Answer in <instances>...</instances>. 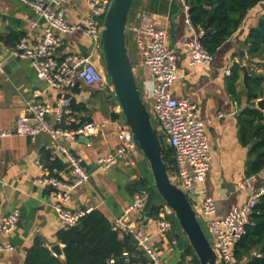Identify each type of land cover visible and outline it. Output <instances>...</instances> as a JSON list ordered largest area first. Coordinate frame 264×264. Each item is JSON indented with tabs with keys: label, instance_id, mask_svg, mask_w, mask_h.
<instances>
[{
	"label": "crops",
	"instance_id": "obj_1",
	"mask_svg": "<svg viewBox=\"0 0 264 264\" xmlns=\"http://www.w3.org/2000/svg\"><path fill=\"white\" fill-rule=\"evenodd\" d=\"M89 1L64 0L61 8L67 22L85 25ZM143 12L150 13L168 31L169 44L178 62L174 96L179 99L190 97L201 108L212 155L206 185L217 203L218 215L222 217L233 208L245 204L258 186L252 184L247 189L239 188V183L249 176L248 170L253 160L251 145L246 144L243 137V114L253 102L256 104V100H251L247 93L244 70L239 72V79L234 80L233 69L236 65H241L242 69L245 65L251 68L249 64L253 61H262L246 60L244 42L250 28L258 24L264 4L250 12L241 30L220 49L213 63L200 69L191 66L190 52L184 46L194 38V31L187 22L188 12L181 1L136 0L129 18L127 43L134 57L137 79L142 81V89L146 90L150 88L146 84L148 71L137 57L134 39V28L139 24ZM31 20H38L39 27L31 30ZM44 26L45 22L20 0H0V59L5 62V72L0 76V131L13 129L27 103L35 96L39 102L53 107L60 96L47 82L37 77L30 61L12 56L23 38L36 40ZM60 36L64 42L61 49L63 54L78 52L91 56L96 65L102 64L99 44L93 38L82 31ZM242 52H245L244 56ZM79 90V93L71 90L70 96L82 104L84 110L74 112L70 122L79 123L81 119L89 117L99 129L89 139L79 137L75 141L59 140L61 145L69 147L84 159L91 173L90 183L72 194L68 208H93L101 211L113 223L133 202L135 195L129 188L130 184L148 177L146 158L137 150L110 171L105 172L98 167L99 152L114 151L118 147V133L124 125V118L116 107L118 99L110 92H100L82 85ZM49 121L53 122V118L50 117ZM52 144L54 140L49 134H41L36 139L20 136L0 139V158L4 162L0 167V227L3 218L10 212H21L16 230L8 235H0V246H14V251H0V264H24L28 250L37 241L50 250L55 245L64 249L59 241V233L65 229L48 198L49 188L35 183L42 171L39 160L42 158L44 161ZM58 158L64 163L65 169H50L51 174L70 181L71 173L65 157ZM147 215V211H136L130 214V220L151 236L152 245L161 253L166 264H179L181 253L176 255L175 240L170 238L175 234L176 227L164 237L156 225L146 221Z\"/></svg>",
	"mask_w": 264,
	"mask_h": 264
},
{
	"label": "built area",
	"instance_id": "obj_2",
	"mask_svg": "<svg viewBox=\"0 0 264 264\" xmlns=\"http://www.w3.org/2000/svg\"><path fill=\"white\" fill-rule=\"evenodd\" d=\"M30 6L39 19L45 22L40 37L36 40L25 37L15 47L12 56L30 61L36 71L37 77L47 82L48 86L59 92L60 96L55 106L39 102L36 96L30 100L26 108L11 130L0 131V139L10 136L29 137L36 139L41 134H49L54 144L49 147L50 160L64 156L71 180L64 181L51 174L50 168L40 158L41 175L35 180L36 184L49 188V200L65 230L76 226L79 221L94 209L74 210L68 208L72 194L88 185L91 173L84 159L76 155L69 147L59 143L60 139L75 141L79 137H92L98 132V125L88 122L77 129H65L62 125L71 119L72 97L71 90L82 85L100 92H110L115 95L104 66L96 65L91 56L78 52L63 54V40L60 34H73L82 31L99 44L103 31V22L111 0H90L89 12L85 25H71L67 22L61 6L64 0H20ZM181 3L189 11L185 0ZM189 26L194 31V38L184 44L190 52V64L196 68H207L213 61L202 43L203 32H198L192 26L189 13ZM31 30L39 27L38 20L29 22ZM135 47L141 65L148 71V89L143 90L145 103L153 104L161 121V129L168 145L175 151L177 170L171 177L174 184L182 189L198 217L204 218L215 239L214 250L218 257V264H246L239 262L235 249L247 234L254 209L264 196V182L256 175L248 176L239 183L240 189H247L252 184L257 188L250 199L243 205L230 210L226 215H218V207L206 185L211 170L212 155L209 139L206 133V122L201 117L200 106L190 97L176 98L173 86L178 80V62L174 49L169 44V34L155 17L148 12L140 16L139 24L134 28ZM5 72V62L0 59V76ZM230 71L227 72L229 74ZM117 98V97H116ZM117 108L122 114V108L117 100ZM53 118V122L49 118ZM68 117V118H67ZM70 123V122H69ZM119 144L114 151H101L97 157L98 167L102 171L112 170L121 160L130 157L137 146L130 129L121 127L118 133ZM4 164L0 158V167ZM2 177L0 175V183ZM149 201V194L145 191L135 194L133 202L125 212L113 222L114 229L120 236L130 235L138 251L144 253L149 261L147 264H166L161 253L152 245L151 236L144 228H137L130 220V214L136 211H145ZM174 212L163 204L158 217L147 215L146 221L156 225L158 232L166 237L174 229L172 217ZM21 212L15 210L2 220L0 235L13 233L20 221ZM0 251H14V246L5 244ZM55 255V254H54ZM56 256V255H55ZM126 262H129V253H125ZM114 261H111L113 263ZM184 264H196L191 257Z\"/></svg>",
	"mask_w": 264,
	"mask_h": 264
},
{
	"label": "trees",
	"instance_id": "obj_3",
	"mask_svg": "<svg viewBox=\"0 0 264 264\" xmlns=\"http://www.w3.org/2000/svg\"><path fill=\"white\" fill-rule=\"evenodd\" d=\"M185 2L189 6L188 13L192 26L196 31L203 32L202 43L214 57L241 30L250 12L264 4V0H185ZM244 49L249 61L264 60V12L258 24L248 31ZM247 68L251 75L249 80L251 89H247V93L254 101L264 97V75L255 72L250 66ZM241 70H243L241 65L234 67V80L239 79ZM79 87L80 85L75 86L72 92L79 93ZM81 105L72 100L71 116L76 111L84 110ZM243 115V137L245 143L251 145L250 154L253 157L248 175H256L264 182V113L253 102ZM68 119L62 125L65 129H77L91 122L89 117L81 119L79 123L70 122ZM161 136L164 138V135ZM163 159L172 177L176 173L177 164L175 151L169 145L164 147ZM44 162L51 170L65 169L60 158L50 160L49 154L44 158ZM129 188L133 195L147 192L149 201L145 211L149 216L158 217L160 208L165 203L150 179L140 178L131 183ZM170 238L174 239V235ZM59 241L64 245V259L55 256L48 247L37 241L28 250L24 264H147L149 261L144 253L137 250L132 237L130 235L121 237L120 232L114 229L113 223L99 210H93L85 215L69 230H61ZM179 249L181 253L179 264H183L188 257L196 264H200L189 241L183 246L180 245ZM125 253L131 255L129 262H126ZM235 254L239 262L264 264V196L255 207L247 234L237 245Z\"/></svg>",
	"mask_w": 264,
	"mask_h": 264
},
{
	"label": "water",
	"instance_id": "obj_4",
	"mask_svg": "<svg viewBox=\"0 0 264 264\" xmlns=\"http://www.w3.org/2000/svg\"><path fill=\"white\" fill-rule=\"evenodd\" d=\"M135 1L111 0L100 38L101 60L121 105L124 124L130 129L137 148L150 163L157 192L178 218L200 264H218L216 251L205 233L197 211L186 193L172 181L163 159L164 147L168 145V141L153 124L143 98V90L138 84L133 55L127 43L129 18ZM244 55L245 52H242V56ZM243 70L245 86L250 90L251 75L246 65ZM256 107L264 113V97L256 100ZM51 250L56 256L65 258L60 245L53 246Z\"/></svg>",
	"mask_w": 264,
	"mask_h": 264
},
{
	"label": "rangeland",
	"instance_id": "obj_5",
	"mask_svg": "<svg viewBox=\"0 0 264 264\" xmlns=\"http://www.w3.org/2000/svg\"><path fill=\"white\" fill-rule=\"evenodd\" d=\"M246 60H249V58L247 57V59ZM258 60V59H257ZM253 61V60H252ZM101 63H102V65L104 66V63H103V61H101ZM133 63L135 64V62H134V57H133ZM249 65H251V68L255 71V72H257V73H260V74H263L264 75V60H262V61H260V62H255V61H253L251 64H249ZM138 84H139V86L142 88L144 85H143V83H142V81H140V79L138 78ZM147 108H148V110H149V113H150V116H151V119H152V122H153V124L155 125V126H157L159 129H161V121H160V119H159V117H158V115H157V113H156V110H155V108H154V106H153V104L152 103H150V102H147ZM124 118V117H123ZM160 132L161 133H163L164 134V132L162 131V130H160ZM140 153H142L141 152V150H139V149H137ZM143 154V153H142ZM146 164H147V176H148V178L150 179V181H151V184L155 187V181H154V177H153V174H152V171H151V168H150V163H149V161L146 159ZM260 181L261 182H263L262 181V179H260ZM156 188V187H155ZM172 222L174 223V225H175V227H176V230H175V236L176 235H178L179 237H174V240H175V248H176V255H178V254H180V245L181 246H183V244L184 243H187L188 242V238H187V236L184 234V232H183V230H182V228H181V225H180V223H179V220H178V218L176 217V215L175 216H173L172 218ZM201 224H202V226H203V228H204V230H205V233H206V235H207V237H208V239L210 240V242L212 243V244H215V239H214V236H213V234H212V231H211V229H210V227H209V224H208V222L204 219V218H202L201 217Z\"/></svg>",
	"mask_w": 264,
	"mask_h": 264
}]
</instances>
